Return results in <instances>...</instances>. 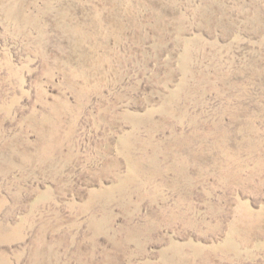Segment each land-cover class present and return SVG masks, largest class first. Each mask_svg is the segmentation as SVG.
Here are the masks:
<instances>
[{
    "label": "rangeland",
    "instance_id": "1",
    "mask_svg": "<svg viewBox=\"0 0 264 264\" xmlns=\"http://www.w3.org/2000/svg\"><path fill=\"white\" fill-rule=\"evenodd\" d=\"M0 264H264V0H0Z\"/></svg>",
    "mask_w": 264,
    "mask_h": 264
}]
</instances>
